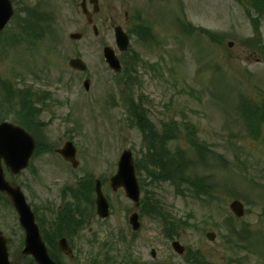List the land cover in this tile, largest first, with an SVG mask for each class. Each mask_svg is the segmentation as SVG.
<instances>
[{"label":"rangeland","instance_id":"rangeland-1","mask_svg":"<svg viewBox=\"0 0 264 264\" xmlns=\"http://www.w3.org/2000/svg\"><path fill=\"white\" fill-rule=\"evenodd\" d=\"M39 1L46 2L51 33L46 30L42 37L37 36L36 44L23 38L12 50L6 41L2 45L4 32L16 30L11 22L0 37V79L10 82L15 91L28 85L51 95L37 118L41 126L34 131L46 151L36 156L35 171L30 175L32 197L29 201L38 208L39 218L43 219L44 228L54 242L56 239L51 233L55 229L59 233L63 230L59 220L65 214V206L56 212L55 207L64 187H82L78 180L85 175L92 178L93 187L94 180L101 178L105 180L103 192L112 205L110 217L100 220L93 212L92 193L90 202L79 203L76 199L73 201L76 205L69 202L73 192L68 193V209L75 212L74 217L82 216L85 227L78 236L71 237L75 259L61 256L62 263L92 264L98 253L105 254L103 242L116 241L123 231L130 255L143 263L193 264L184 258L187 253L174 252L172 242L178 240L191 251H198L211 264H264L262 239L256 237L252 243L247 238L235 242L236 238L223 227V222L232 215L229 205L234 195L247 211L236 221L237 227H244L245 222L253 231L264 232V113L257 110L260 106L264 108V20L260 21L262 41L251 45L248 40L254 36V29L246 15L249 1H157L144 15L151 23L155 40L147 43L135 38L130 43L129 49L139 53L142 60L137 65L139 84L131 86L114 85L115 76L102 54L103 48L110 46L121 55L115 45L113 28L124 25V12L131 8L128 0H99L100 11L94 16L97 37L81 12V0L14 2L16 9L22 10ZM138 4L144 6L143 0ZM88 9L92 11V5ZM176 19L214 32L220 37L219 42L198 33H183ZM72 33H81L83 37L74 41L70 39ZM76 57L87 65L86 72L69 66L70 59ZM87 78L89 91L83 87ZM109 95L115 97L111 106L107 101ZM141 95L148 98L143 104L156 125L155 132L161 133L160 128L167 121L177 122L181 138L180 142L168 145L171 155L183 151L186 157L195 159L191 146L195 129L197 138L210 148L212 164L202 168L200 174L209 175L212 200L202 202L187 193L180 195L170 182L149 177V173L154 174V168L144 160L143 137L131 127L128 111V103L140 101ZM242 99L252 109L246 111L250 125L245 122V112L239 109ZM11 110L6 106L1 116L18 121ZM68 139H73L77 148L79 166L75 169L62 162L56 153ZM50 147L52 151L47 149ZM124 149L132 150L134 160L143 157L139 165L143 168L144 186L161 198L166 210L176 219L177 233L166 225L175 234L173 240L165 236L164 224L157 216L140 218L141 229L132 238L128 223L134 211L132 203L123 191L113 192L109 186ZM44 206L49 207L48 211ZM0 230L10 239L11 261L33 264L21 254L23 232L16 213L6 203H0ZM208 232L216 235L213 241L206 237ZM94 238H97L95 245L90 243ZM125 248L120 246L118 252L127 253ZM152 250L156 252L154 259Z\"/></svg>","mask_w":264,"mask_h":264},{"label":"water","instance_id":"water-1","mask_svg":"<svg viewBox=\"0 0 264 264\" xmlns=\"http://www.w3.org/2000/svg\"><path fill=\"white\" fill-rule=\"evenodd\" d=\"M91 2L95 3V12H97V0H92ZM81 7L83 13L87 16L88 22L92 23V14L87 11L86 0L82 1ZM12 14L13 12L9 0H0V29L4 27L7 21L11 18ZM116 35L120 49L126 50L128 46V40L120 28L116 29ZM71 38L80 39L81 35L73 34L71 35ZM104 56L107 63L112 69L116 71L121 70L118 59L111 48H105ZM70 65L73 68L82 71L86 69L85 64L79 59L71 60ZM85 85L88 89L89 82L87 81ZM27 137L25 133L17 128H14L7 124H3L0 126V190L7 192L11 196L13 204L20 216V223L25 229L26 249L24 250L23 254H32L38 264H55L47 255L45 246L41 242L38 228L34 224V216L31 213L29 206L26 204L23 195L21 194L19 188H12L6 183L1 167L2 158H4L6 161L9 159L12 162L16 160L18 161L16 165L8 163L13 172H18L20 169L26 166V162L34 149L32 139L30 137H28V139ZM25 140H28V142H25ZM4 149L6 151H4ZM2 151H4V153ZM60 153L65 157V159L72 161L74 163V166H77V163L74 161L75 149L70 143H67L65 145V148L61 150ZM111 186L114 188V190H117L119 187H124L126 189L128 197L138 203L139 188L135 177L132 156L129 151H125L122 154L119 161L118 172L111 179ZM100 187V182H97L96 192L98 197V214L101 217H107L109 215L108 205L103 195L101 194ZM231 209L237 216L240 217L243 215V207L238 201H235L231 204ZM131 223L133 224L134 229H137L139 227L136 215L131 218ZM59 246L61 251L68 252V246L65 240H62ZM174 247L178 252H183V248H181L177 243L174 244ZM6 251V240L0 233V264H9Z\"/></svg>","mask_w":264,"mask_h":264},{"label":"trees","instance_id":"trees-1","mask_svg":"<svg viewBox=\"0 0 264 264\" xmlns=\"http://www.w3.org/2000/svg\"><path fill=\"white\" fill-rule=\"evenodd\" d=\"M249 4L251 5L250 8L254 9V11L259 15V17H264V0H248ZM249 11V10H248ZM250 12V11H249ZM30 15V14H28ZM253 24L255 28L258 30V20L257 19H252ZM33 37V33H31L28 30H25V38L26 39H31ZM35 39V38H34ZM259 41V40H256ZM257 43V42H255ZM260 109L259 107L257 110ZM243 110L245 112V122L247 124H252L249 121V115L246 116V111L247 110H252L248 108L247 103L243 105ZM142 130H145L146 127L141 126ZM174 137V135H173ZM164 140H168V136L164 138ZM153 143H155V140H152ZM163 141L161 142V144ZM193 149L195 150L196 156H198V161L199 163H203L206 151L203 147L198 145L197 143H192ZM160 149V156L159 150L157 149L156 145H153V153H149L147 156V162L151 164V166L154 168V174H148L151 179L154 180H163V181H169L176 187H192L193 192L195 194H201L203 193V189L205 187V181L203 178H200L198 174L193 175V178L190 179L189 174H187L186 165H187V160L184 158V156L181 154V152H178L174 154L175 156L169 154L168 152L165 153V149L163 145L159 147ZM138 171L140 172L139 166H137ZM190 172H193L190 171ZM91 180L86 179L85 182L82 184V187H91ZM150 206L149 199L148 202L145 205V208ZM232 226V223H230Z\"/></svg>","mask_w":264,"mask_h":264},{"label":"flooded vegetation","instance_id":"flooded-vegetation-1","mask_svg":"<svg viewBox=\"0 0 264 264\" xmlns=\"http://www.w3.org/2000/svg\"><path fill=\"white\" fill-rule=\"evenodd\" d=\"M124 15H125V19H126V22L128 23V24H130L134 19L131 17V14H130V12L129 11H126L125 13H124ZM32 115H33V112H32V108H30L29 109V112H28V118L30 117V120L32 121ZM34 170H35V164H32L31 165V167H30V171H29V173L30 174H33L34 173ZM24 186H23V189H24V191H25V193L29 196V197H31V194H32V190H31V185L29 186L26 182L23 184ZM29 187H28V186Z\"/></svg>","mask_w":264,"mask_h":264}]
</instances>
